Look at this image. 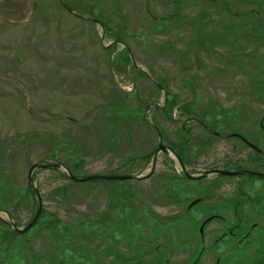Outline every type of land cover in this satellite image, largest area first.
I'll list each match as a JSON object with an SVG mask.
<instances>
[{"label":"rangeland","instance_id":"rangeland-1","mask_svg":"<svg viewBox=\"0 0 264 264\" xmlns=\"http://www.w3.org/2000/svg\"><path fill=\"white\" fill-rule=\"evenodd\" d=\"M233 134L264 154V0H0V264H253L215 240L264 183L198 181L264 161Z\"/></svg>","mask_w":264,"mask_h":264},{"label":"flooded vegetation","instance_id":"flooded-vegetation-1","mask_svg":"<svg viewBox=\"0 0 264 264\" xmlns=\"http://www.w3.org/2000/svg\"><path fill=\"white\" fill-rule=\"evenodd\" d=\"M232 136L237 137L239 139L242 140V142L247 145L249 148H251L252 150H254L255 152L259 153V157L260 158H264V154L261 153V150L255 146L254 144H252L251 142L247 141L246 139H244L243 137H240L237 134H233ZM254 169L253 170H249L246 169L244 171H239V170H235L234 168L232 170L228 169V170H221V169H213L210 171H206L204 174H202L198 181L201 180H205L207 179L209 176H215L214 177V183H216L217 185L220 183L223 185H227L229 187V185H231L232 188H234V182L233 181H222L221 179H225V178H235V177H239V176H246V177H251L256 178L258 180H260L261 182L264 183V161H259L256 165L252 166ZM203 203V199H197L196 203L194 205H191V207L195 206L196 204L199 205ZM236 207H233V212H234V222L232 223V225H228L227 229L225 232L221 233L220 236H218V238L215 240V242H219L221 240H224L225 238H232V239H238L239 243L245 242V241H250L252 238L257 237V233H255L256 231H263L264 232V222L261 223H256L253 222L251 223L249 226L245 225L247 228L243 229L242 226L243 221L242 218L240 217L239 214V206L235 205ZM261 220H263V218H260ZM221 221V222H226L225 218L219 214L214 215L209 217L208 219L204 220V222L202 223L201 227H200V233L203 239H205V235H204V229L205 227L214 222V221ZM262 225V226H261ZM264 243V242H263ZM219 260L217 261V264H219ZM253 264H264V249L262 250V254L261 257L257 259V261H255Z\"/></svg>","mask_w":264,"mask_h":264},{"label":"water","instance_id":"water-1","mask_svg":"<svg viewBox=\"0 0 264 264\" xmlns=\"http://www.w3.org/2000/svg\"><path fill=\"white\" fill-rule=\"evenodd\" d=\"M193 177H190V179H192ZM105 180V181H124V180H128L131 179L129 177H118V176H112V177H94V178H87V179H83V180H79L80 182H87V181H91V180ZM196 203V202H195ZM194 205V204H193ZM34 223V222H33Z\"/></svg>","mask_w":264,"mask_h":264}]
</instances>
